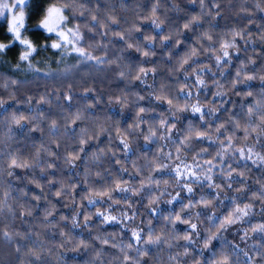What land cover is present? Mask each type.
I'll use <instances>...</instances> for the list:
<instances>
[{"label": "trees", "instance_id": "1", "mask_svg": "<svg viewBox=\"0 0 264 264\" xmlns=\"http://www.w3.org/2000/svg\"><path fill=\"white\" fill-rule=\"evenodd\" d=\"M53 2L54 0H43L42 5L36 8L29 3L25 10L26 18L31 10V19H26L28 30L25 32L22 29V34L33 40L37 46L43 43V40L36 30V24L44 14L43 10ZM4 3L10 6L15 0H0V4ZM153 3L154 0H100L97 5L95 0H92L90 5L98 19L108 23L115 31L125 34L129 43L143 47L148 36L157 37L156 42L151 45L155 55L150 57L157 67V74L155 76L150 74L146 84H141L130 75L137 72V68L133 65L145 59L142 54L136 52L135 47L124 50L126 45L111 33L102 39L104 29L99 30L101 35H96L94 41H88L93 47L87 48L86 51L94 57L115 60V63L93 65L92 62H88L68 75H64L65 69L79 62L75 53L61 59L56 50L49 48L47 51H42L32 61L34 68H39V72L29 69L27 62L22 63L20 68L16 67L17 63H20L19 55L22 48L18 43L11 51L0 53L2 58L0 101L3 102L0 106V164L7 168L6 162L12 157L30 160L37 152L40 153L36 161L40 166L33 169H14L13 177H9L6 173L0 176V201L7 198V205L14 213L13 215L5 211L0 216V264H101V261L103 264H125L124 255L130 258L127 264H134L137 257L135 248L139 246L132 239L133 230L142 231L145 239L150 231H154L173 245L172 248L164 246L162 249L152 246L150 256L140 257V264H196V261H199V264H207V261L216 264L223 255H227L232 264H236L231 244H236L240 249L247 251L252 257L251 264H264V259L260 258L264 247H253L264 244V241L261 240L260 234L250 230L264 224L261 201L252 199L253 193L264 183V167H257L251 161L240 160L238 153L233 154L230 151L223 159H216L215 162L221 166L211 173L214 176V183L221 184L223 192L209 188L207 183L195 186L191 195L186 190L182 191L177 186L176 180L171 178L174 173L167 169L164 171L157 169L165 164L169 166L179 164L176 160L179 141L186 134L189 123H194L199 130L201 122L190 111L179 113L180 119H175L169 112L167 103L158 102L154 98L155 95L160 94L161 86L167 85L165 94L178 98L174 102L180 103L181 106L188 102V98L179 94V87L185 83L186 74L181 69L173 73L172 69H177L179 62L190 52L193 45L199 49L196 40L198 36H203V32H209L214 40L219 34V39L222 40L223 33L247 29L245 38L236 37L234 41L240 51H232L231 62L225 66L223 76L217 75L214 78L224 85L221 90L227 93L223 98L227 103L219 107L214 115L208 117L211 121L209 127L214 128L222 122L225 123L226 135L233 131V124L228 120L233 113H235L233 120L239 119L242 127L247 126L246 108L249 104L254 105L260 97L255 95L242 98L234 95L231 81L235 79V73L242 65H244L243 71L248 74H253L251 69H255L256 73L264 74V42L260 39L261 34H264V12L257 8L258 4L264 7V2L221 0L219 8H210L209 5L213 0H205V14L201 15L199 3L193 4L191 0H169L167 4H161L156 13L159 20L163 21L158 30L151 22L156 18L151 14ZM4 11L7 20H10L13 13L8 12L7 9ZM208 11L213 13L219 11L223 14L222 18L217 17L213 20L207 15ZM67 14L69 26L81 21L90 23L91 20L88 13H85L87 20L80 16L73 19L70 11ZM109 16L116 18L119 24L111 25ZM192 16H200L201 23L192 26L194 31H187L183 29V24ZM7 20L0 17V42L4 43L10 42ZM209 21L212 23L209 24ZM133 25L138 26L140 31H135ZM129 29H132L130 33ZM83 31L87 33L86 29ZM87 35L91 36L92 33ZM165 36H169L170 39L162 46L161 41ZM228 38L232 39L231 36ZM177 40L182 41L179 46L175 45ZM201 43L209 44L207 40H202ZM97 44H108V46L97 47ZM249 58L256 60V63H249ZM193 61H195L193 66L208 64L212 66L213 72L221 71L214 67V57L209 53L200 52L197 57H193ZM148 66L151 67L152 64ZM184 67L187 68L188 65ZM89 68L93 70L88 72ZM119 71L125 73L123 80L118 75ZM46 72L52 75L45 76ZM201 76L209 87L203 89L199 95L200 101L209 107L212 104L220 105L219 98L213 99L217 89L213 86L211 73H201ZM11 80H16L18 83L11 84ZM192 81L193 77L188 75L187 83L191 85ZM86 89H92V94L85 96ZM236 90L253 91L258 94L264 91V84L257 79L238 85ZM66 94L71 95L73 99L65 100ZM139 95H143L145 99L139 100ZM41 97L45 98L43 103ZM95 99H99L100 103L89 109L87 105L94 103ZM118 99L125 102L116 103ZM191 103H196V100L192 99ZM240 105L245 107L241 108ZM140 107L148 111L142 114L143 122L137 125V113ZM76 112L80 113L81 119L75 125L69 124L66 127L67 118ZM14 114L34 119L23 128H19L12 119ZM161 119L167 120L169 124L175 123L176 129L166 132L165 128L160 127ZM52 120H56L58 125L55 135L50 128ZM37 126L38 130L35 132L28 130ZM101 128L109 131L101 132ZM124 129L128 131L125 132ZM150 130L157 133L156 137L150 135ZM93 133L96 134L95 139L89 140L83 146L79 144L82 135L87 137ZM216 135L218 134H214V138ZM243 135L242 131H236L238 139L234 143L237 147L242 146ZM145 136L152 140L151 144L145 141ZM160 136L170 139H159ZM121 138H126L129 144L127 152L120 144ZM253 142L250 138L248 144L251 145ZM192 145L193 147L181 149L188 164H194L192 157L199 151L195 145L209 148L208 153L197 157L200 164L205 167H207L204 164L205 159H212L215 151L219 150L218 145L210 146L207 141L193 140ZM80 147H84L85 151L79 152L80 159L73 162L77 167L73 168L65 164L64 157L78 152ZM45 148H51L53 152L60 153V156H48L44 152ZM101 150H104V154H101ZM256 150L261 151L260 144H256ZM112 151L115 152V156L112 155ZM168 153L172 154L171 159L166 158ZM261 154H264V151H261ZM96 155H100L101 158L95 159ZM117 160L120 163H116ZM49 161L55 164L52 169L46 167ZM153 161L155 163H152ZM229 164L236 172L246 174L247 178L243 180L245 192L235 190L242 186V178L236 176L235 172L232 176V180L235 181L233 188L226 187ZM41 167L44 168L43 172ZM50 180L52 183H49ZM154 181H160L159 186ZM117 182L124 187L131 186L139 194L113 192V195L121 200L119 204H112L106 197L101 199L95 196L96 191L110 190ZM37 183L41 187L38 188ZM70 185L73 189L71 191ZM61 189L65 190L64 194L57 197L55 193ZM25 192L28 193L27 196L24 195ZM34 195L41 199L33 200ZM125 195L128 197L127 200L122 199ZM177 196L179 198L172 204L167 202ZM201 197L214 203L209 208H203L198 204L196 208L191 209L193 215L196 212L209 214L216 212L218 216H223L232 209L233 201L240 206L251 202V215L246 217L244 222L232 226L229 232L223 233L224 238L230 242L228 245L213 241L214 249L210 247L201 252L203 238L211 227V222L205 216L191 221L197 223L201 234L199 237H194L197 243L189 246L183 239H175L177 235L183 236L186 231H190L188 225L179 222L175 225L169 224L166 218L169 216L174 218L176 214L187 217V210L181 213V203L187 206L190 199L199 202ZM217 197L219 200L216 199ZM90 199L97 200V203L90 204ZM152 199L157 201L155 205H150ZM129 203L131 207H128ZM152 208H155V214ZM29 210L31 215L26 214ZM97 212L115 216L118 222H103L102 218L96 215ZM46 213L51 214L46 215ZM124 213H127L128 217L135 216V220L124 218ZM88 216L91 219L85 226L84 217ZM61 217L65 219L62 220ZM73 217L78 226H73ZM4 231L21 235L14 237L11 243H7L3 240ZM245 231L248 235L241 240L240 237ZM105 239L109 241L107 245L102 243ZM129 243L133 244L132 249L127 248ZM85 244L88 247H84ZM186 247L189 251L188 255H184ZM17 248H20L19 252L16 251ZM121 248L124 249L123 252ZM98 252L102 253L99 260L96 258ZM177 253H179L177 260L169 261V255ZM37 255L41 257L40 261H35ZM239 255L240 264H243L242 253Z\"/></svg>", "mask_w": 264, "mask_h": 264}, {"label": "snow or ice", "instance_id": "2", "mask_svg": "<svg viewBox=\"0 0 264 264\" xmlns=\"http://www.w3.org/2000/svg\"><path fill=\"white\" fill-rule=\"evenodd\" d=\"M97 5H99L100 0H95ZM169 0H154L153 6L151 8V14L153 17H156L152 19V24L155 29H160L161 24L163 21L159 20V17L156 16V13L158 11V8L161 4H167ZM264 2V0H262ZM29 3L33 5L34 8L39 7L42 5L43 0H15V3H12L10 6L7 3L0 4V17H3L5 20H7V16L5 13V9H7L8 12H12V17L10 20H7V33L9 34L8 39L9 43L0 42V53H4L6 50L11 51L12 48L18 43L22 46L20 50L19 55V62L17 63L16 67L20 68L21 64L24 62H27V67L29 69H33L36 72H39V68H34L32 61L36 59V56H38L42 51H47L49 48L56 50L57 54L61 57V59L65 58L67 55H71L75 53L77 55V58L79 60L78 63L73 64L71 67L66 68L64 75H68L71 73L74 69L80 68L81 65H86L88 62H92L93 65H100V64H114L115 60H106L103 57H94L92 54H90L88 51H86L87 48H92L93 44L88 43V41L95 40L96 35H101L100 29H104V32L102 33V39L104 37H108L109 33L113 37L118 38L120 41H122L126 45V49H133L135 47V51L142 54V56L145 58L143 61H141L139 64H134L133 67L137 68V72L132 75V78L136 81H139L141 84L147 83V78L151 74L152 76H155L157 74V67L155 64L150 60L151 56L155 55L154 50L152 49L151 45L154 44L157 40V37L151 36L153 43L149 44L146 43L141 47L139 44H132L129 43L128 40L125 37V34H122L121 32H117L114 29H112L108 23H105L104 21L98 19V16L94 14L93 9L90 7L92 0H54V2L47 7L44 11V14L42 17L39 18V22L36 24V30L40 33L43 43H41L39 46H37L33 40L26 38L22 34V29L26 32L28 29L26 28V19H31V10L26 18L25 10L28 8ZM191 3L196 4L199 3L201 6V15H204V9H205V0H191ZM221 0H213V3L209 5V7L219 8L220 7ZM257 8H259L260 11L264 12V7H260V5H257ZM70 11L71 16L73 19H75L77 16L84 17L85 20L88 19V17L85 15V13H88L90 15V23H84L83 21L79 23H75L72 26H69V15L67 14ZM207 15L210 16L213 20H215L217 17L222 18V13L217 11L215 13L208 11ZM249 15H251L249 13ZM108 20L111 22V25H118L119 21L109 16ZM200 20V16H192L187 22L183 24V29L187 31H194L193 25L194 22H197ZM133 28L135 31L139 32L140 28L136 25H133ZM86 29L87 33H92L91 36H88L87 33H85L83 30ZM132 29H129L128 32L130 33ZM248 30L245 29L243 31H231L223 33V39H219V34L216 40L213 39V36L209 34V32L205 31L203 32V36H198L196 43L199 44V49L193 45L191 47L190 52L179 62L177 69H172L173 73L178 70L182 69L184 71L185 75V83L179 87V94L188 98V102L185 103L183 106L180 105L178 102H174L178 100V98H172L169 95L165 94V89L167 88V85H162L160 88V94L155 95V100L158 102H165L168 105L169 112L171 115L179 120L180 116L179 113L182 112H191V114L201 122V128L199 130L196 129L194 123H189L188 128L186 130V134L184 135L183 139L179 141L180 147L176 148L177 156L176 160L179 161V164H176L174 166H169L167 164L163 165L162 168H158L157 171H164L167 169L169 172L174 173V176L171 178L176 180L177 186L181 188V190H186L190 195L194 192V187L197 185H203L204 183H207V186L209 188H215L219 192H223L224 189L221 187V184L214 183V176L211 174L213 173L214 169L217 167H220L218 163H216V159L220 158L223 159L224 155L229 153L230 151L233 154H239L240 160L245 161H251L252 164L256 165L257 167H264V154H261V151H264V91H261L258 94H255L253 91H246L241 92L236 90L238 85L244 84L248 81L253 80H259L261 84H264V74L256 73L255 69H251V72L253 74H248L243 71L244 65L241 66L240 70H237L235 73V79L231 81V89L233 90V94L236 96H240L242 98L247 97H254L255 95H259V99L256 100L254 105L249 104L246 108L245 115L247 116V126H241L239 119L233 120V115H230L228 120L230 123L233 124V131L231 134L226 135V125L225 123H220L218 126L212 128L209 127L211 124V121L208 120L209 116L214 115L217 112V109L219 107H222L227 101H225L223 98L227 95L226 92L222 91L224 85L221 81L215 80L214 78L217 75L223 76L225 71V66L228 65L231 62V53L232 51L239 52L240 49L237 48L235 41L236 37H240L241 39L245 38L247 36ZM53 36L55 39H53ZM231 36L232 39H229L228 37ZM167 41L170 39L169 36L164 37ZM261 41L264 42V34H261L260 37ZM202 40L209 41L208 45H205L201 43ZM51 41V43H49ZM111 43V41H109ZM182 43V41L177 40L175 41V45L179 46ZM218 45V47H217ZM97 47H107L108 44H97ZM200 52L209 53L212 57H214L215 64L214 67L217 69H220L221 71L219 73L212 71V66L208 65L204 66H193L195 64V61H193V57H197ZM171 58V57H170ZM192 61V63H190ZM0 62H2V58H0ZM249 63L255 64L256 60L249 58ZM152 64L151 67L148 65ZM188 65L187 68L184 66ZM199 68V70H195ZM93 69L89 68L88 72H91ZM211 73V77L213 78V86L217 89V91L214 94L213 99H220V105L212 104V106H208L200 101L199 95L202 93L203 89L208 88L209 85L206 83V80L201 76V73ZM189 73H192L191 76L193 77L192 84L189 85L187 83L188 75ZM87 74V73H86ZM45 76L52 75L49 72L44 73ZM118 75L120 79L125 78V73L123 71H119ZM11 84H17L18 81L11 80ZM148 87H151V85H148ZM92 89H86L84 95L89 96L92 94ZM65 100L71 101L73 97L69 94H66L64 96ZM139 100H144L145 97L143 95L138 96ZM195 99L196 103H191V100ZM45 100L44 97H41V103H43ZM112 102L111 100L109 101ZM116 103H124L125 101L118 99L115 101ZM100 100L95 99L94 103L88 104L87 107L89 109L95 107V105L99 104ZM211 103V102H209ZM3 102L0 101V106H2ZM241 108H244L245 105H240ZM148 109L144 107H140L138 110V120L137 125L139 123L143 122V115L146 113ZM14 123L19 127L23 128L25 124L30 123V121L34 118L27 117L25 115H13L12 117ZM81 119V115L79 112H76L72 116L67 118L66 127L71 124L75 125L77 121ZM258 121V122H257ZM160 127L165 128L166 132H171L173 129H176V124L172 123L169 124L167 120L161 119L160 120ZM50 128L52 130L53 135L56 134V130L58 128L56 120H52L50 124ZM29 131L35 132L38 130L37 128H29ZM101 132L109 131L104 128L100 129ZM125 132L128 131V129H124ZM236 131H242L244 133L242 137V146L237 147L236 141L238 138L236 137ZM117 132L119 133V128H117ZM214 134L216 137L214 138ZM150 135L152 137H156L157 133L155 131L150 130ZM96 134L93 133L90 136H81L79 139V144L81 146L88 143L89 140L95 139ZM220 137H225L224 139H221ZM170 137L166 136H160L159 139H165ZM253 139V143L251 145L248 144L249 139ZM145 141L149 144L152 143V140L148 137H144ZM193 140H199V141H207L209 145H218L219 150L215 151V156L212 159H205L204 164L207 165L205 167L204 165L200 164V161L197 159V157L202 156L205 153L209 152V148L203 147L202 145H195V147L199 148V151L196 152V155L192 157L194 164H188L183 156L182 148H190L193 147L192 141ZM120 144L123 145V148L125 152L129 149V144L126 140V138L120 139ZM256 144L261 145V151L256 150ZM59 147V145H57ZM84 147H80L78 152H73L64 157L65 164L70 165L71 167L75 168L77 165L73 163L75 160L80 159L79 152H84ZM109 151H111L109 149ZM44 152L48 156L53 157H59L60 153L53 152L51 148H45ZM101 154H104V150H101ZM112 155L115 156V152L112 151ZM40 156V153L37 152L34 156L31 157V159H22L17 157H12L7 162V168H4L2 164H0V176L4 175L5 173L9 177L15 176L14 169H33L35 167L40 166L39 163H36L38 161ZM172 154L168 153L166 158L171 159ZM255 157V159L253 158ZM100 155H96L95 159H100ZM116 163H120L119 160L116 161ZM152 163H155L154 161ZM55 166L54 162L49 161L46 163V167L48 169H52ZM245 168H247V164H245ZM228 171L226 173L227 175V181H226V187L231 189L233 188V184L235 181L232 180L233 173L235 172L236 176H239L242 178L241 180V187H237L235 190L237 192H245V186L243 185V180L246 179V174L244 172H236L235 169L232 168V165H228ZM126 170V169H125ZM41 171H44V168L41 167ZM150 181L152 178H149ZM49 183H52L50 180ZM154 183L159 186L160 181H154ZM259 183V181H258ZM165 184H167V181H165ZM36 186L39 188L41 185L39 183L36 184ZM143 187V185H142ZM69 190H73L72 186H69ZM64 189H61L60 191H57L55 195L57 197H60L62 194H64ZM120 192V193H131V195H138L139 192L137 190H133L131 186L124 187L121 183L117 182L115 184V187L110 190H101L96 191L95 196L98 198H107L108 201H110L112 204H119L121 200H118L114 195L113 192ZM25 196L28 195V193H24ZM179 197H173L172 199L168 200L167 202L169 204H172L174 200L178 199ZM245 198H247V194H245ZM33 200L39 201L41 198L39 196H33ZM74 199V198H73ZM122 199L127 200L128 197L125 195L122 197ZM219 200V197L216 198ZM253 200H260L261 201V214L264 215V183L260 185V189L253 193L252 195ZM90 204H96L97 200L90 199ZM157 203L156 200L152 199L150 200V205H155ZM214 201L204 199L201 197V200L199 202H194L193 200H189V203L187 206H185L183 203H181V213H184L186 210L188 211V216L184 217L181 214H176L173 218L172 216L167 217L169 224L175 225L176 222H179L180 224H186L188 225V228L190 231H186L183 236H176L175 239H183L187 242L189 246H191L194 243H197V241L194 239V237H199L201 234L198 231V225L197 223H192V219H197L201 216H205L208 221L211 222V227L207 230V235L203 238V248L201 249V252H203L204 249H209L212 247L214 249L213 241H220L223 245H228L230 242L226 240L223 236V233L229 232V229L232 228V226L236 225L237 223H241L245 221L246 217H249L252 212V204L251 202L247 204H243V206H240V204L236 203V201H233V207L232 209L224 214L223 216H218L216 212L212 213H206V212H196L194 215L191 212V209L196 208L199 205H201L203 208H209L212 206ZM128 207H131V203L128 204ZM153 211V214L156 213L155 208L151 209ZM7 211L9 213H13V210L11 207H8L7 205V198H5L4 201H0V216L4 214V212ZM27 215H31V211L29 210ZM51 213H46V215H50ZM14 215V213H13ZM96 215L98 217H101L103 222L107 223H116L117 217L112 215H106L104 212H97ZM124 218L135 220V216L128 217L127 213H124ZM61 219H65V217H61ZM73 219V226H78L75 223V217ZM91 219L90 216L84 217L85 220V226H87V222ZM151 223V222H150ZM253 233L260 234V238L262 241H264V224L258 225L257 227H253L250 229ZM20 233H12L10 234L8 231H4L2 233L3 240L7 243H11L16 236H20ZM63 235V233L61 234ZM248 233L245 231L243 235L240 237L241 240H244L245 237H247ZM132 239L135 241L136 245L139 247L135 248V251L137 253V257L134 261V264H140V257L142 256H150V248L152 246H156L158 249H162L164 246L168 248H172L173 245L171 242H169L167 239L162 238L160 235H157L154 231H150L147 234V239H145L144 234H142V231L133 230L131 232ZM23 238V237H21ZM103 244L107 245L109 241L107 239L102 241ZM115 246V245H113ZM84 247H88V245H84ZM134 246L132 243H129L127 245V248L132 249ZM255 248H261L264 247V244H257L254 245ZM232 248V254L236 257V264H240V253H242L243 256V264H251L252 257L249 256V253L247 251H244L243 249H240L238 245L231 244ZM17 252L20 251V248L16 249ZM124 249L121 248V252H123ZM223 253V249L221 250V254ZM189 251L186 247L184 250V255H188ZM102 253H97V259L99 260ZM179 256V253L176 255H169V261L177 260V257ZM260 258L264 259V252L260 254ZM129 257L127 255L123 256V261L125 264L129 261ZM41 257L39 255L35 256V261H40ZM101 264H103V261H101ZM196 264H199V261H196ZM207 264H213V261H207ZM216 264H232V261L227 255H223V258L216 261Z\"/></svg>", "mask_w": 264, "mask_h": 264}, {"label": "clouds", "instance_id": "3", "mask_svg": "<svg viewBox=\"0 0 264 264\" xmlns=\"http://www.w3.org/2000/svg\"><path fill=\"white\" fill-rule=\"evenodd\" d=\"M201 23V20H199V21H197V22H194V24H196V25H199ZM212 22L211 21H209V24H211ZM166 42V40H165V38H164V40L163 41H161V45L163 46V44ZM209 42V41H208ZM146 43H149V44H151V43H153V40H152V37L151 36H148L147 38H146ZM170 58V57H169ZM204 66H207V64H204ZM182 70V69H181ZM195 70H199V68H197V69H195ZM192 73H189V75H191ZM7 163V162H6Z\"/></svg>", "mask_w": 264, "mask_h": 264}]
</instances>
